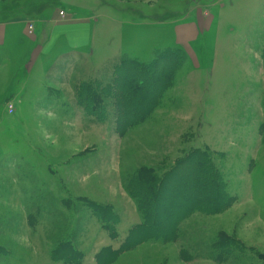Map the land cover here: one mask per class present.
I'll use <instances>...</instances> for the list:
<instances>
[{"label": "rangeland", "instance_id": "obj_1", "mask_svg": "<svg viewBox=\"0 0 264 264\" xmlns=\"http://www.w3.org/2000/svg\"><path fill=\"white\" fill-rule=\"evenodd\" d=\"M0 22V264H264V0H0Z\"/></svg>", "mask_w": 264, "mask_h": 264}, {"label": "trees", "instance_id": "obj_2", "mask_svg": "<svg viewBox=\"0 0 264 264\" xmlns=\"http://www.w3.org/2000/svg\"><path fill=\"white\" fill-rule=\"evenodd\" d=\"M142 97V95H140ZM184 163V162H183ZM193 169L197 172L198 174V181H197V184L198 185H202L204 186L205 185V182L207 181H212V186H216L215 184H213L214 180H215V176H214V171L213 169L211 168L210 164H209V161H208V157L206 156L205 153H202L200 155V158L198 159V161L196 162V165H194ZM175 170V169H174ZM176 172L173 173V171H170L168 173V175L163 179V181L161 182V198H162V202H167L168 201V205H169V209L170 208H175V202H172L171 200L167 199L166 197V194H164V190H163V187H164V184H165V180L167 177L169 176H172V175H175ZM194 183V181L192 182ZM144 184H147V183H144ZM149 186L153 187L154 189H156V183L152 182L149 184ZM210 191V188L208 187L207 190H205V193L203 196H205L206 198H203L201 197L200 199L202 200V203L201 204H198L197 202L194 203V204H191L190 207H188L189 209L193 210L194 208L198 207V206H207V207H211V208H218L220 204H222V201H219L218 199V196L213 193H211L210 195H207L206 193H208ZM208 197V199H207ZM216 197V201H215V198ZM207 201V202H204V201ZM230 202L227 204V205H223L221 210L224 211L230 204H231V200H229ZM211 202V203H209ZM65 204H68V203H65ZM91 208L96 212L100 213L101 210H104L105 213H107V211L101 206V205H96L94 203H91ZM103 212V213H104ZM180 212V210L178 211V213ZM178 213L175 215V216H178ZM108 214V213H107ZM146 214L148 215V218L150 219L151 218V215L149 216V213L146 212ZM102 214H100L99 216H101ZM106 216V214H103ZM104 216V217H105ZM107 218V217H106ZM175 218V217H174ZM173 218V219H174ZM155 219H156V222H158L160 220V215L159 213L156 211V216H155ZM160 223V222H159ZM169 222H167L166 224H168ZM105 229L107 231L108 230V227H105ZM174 229V224L171 223V226L168 228L167 231H171ZM136 232V231H135ZM135 232H133L132 234H134ZM167 232L164 234V233H161V238L162 239H166L167 238ZM151 238H149L148 240H150ZM63 247H70L68 245H65V246H62L61 248H59V250L55 253V257H59L60 256V250L63 248ZM65 255V254H64ZM66 256V255H65ZM70 257H77L79 258L80 256L76 253V252H70L69 254Z\"/></svg>", "mask_w": 264, "mask_h": 264}, {"label": "crops", "instance_id": "obj_3", "mask_svg": "<svg viewBox=\"0 0 264 264\" xmlns=\"http://www.w3.org/2000/svg\"><path fill=\"white\" fill-rule=\"evenodd\" d=\"M197 23L200 24L199 22H197ZM8 26H9V23L6 25L4 22H0V48H2L4 46V42H5V39H6V34H7ZM187 32L188 33H185V35L182 36L183 37V40L186 43L189 42L191 39H195L194 38L195 35H192L193 31H191L190 29H188ZM84 36L85 35H83L82 37H84ZM84 39H86V38H81V41H84Z\"/></svg>", "mask_w": 264, "mask_h": 264}, {"label": "built area", "instance_id": "obj_4", "mask_svg": "<svg viewBox=\"0 0 264 264\" xmlns=\"http://www.w3.org/2000/svg\"><path fill=\"white\" fill-rule=\"evenodd\" d=\"M33 29V27H31ZM13 108V107H12Z\"/></svg>", "mask_w": 264, "mask_h": 264}]
</instances>
